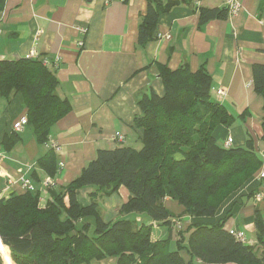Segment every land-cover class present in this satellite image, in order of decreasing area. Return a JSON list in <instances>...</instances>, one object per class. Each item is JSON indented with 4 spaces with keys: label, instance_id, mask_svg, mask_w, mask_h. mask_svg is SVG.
Masks as SVG:
<instances>
[{
    "label": "crops",
    "instance_id": "obj_1",
    "mask_svg": "<svg viewBox=\"0 0 264 264\" xmlns=\"http://www.w3.org/2000/svg\"><path fill=\"white\" fill-rule=\"evenodd\" d=\"M177 1L180 5L159 17L158 38L142 47L137 44V33L147 11L146 0H0V61L43 57L54 69L57 95L71 106L52 127L48 143H38L32 129L24 125L17 132L16 144L6 150L1 141L15 132L12 126L26 116V110L20 93L9 101L0 96V199L23 194L21 180L28 179L33 191H39V204L44 207L50 199L47 182L51 181L56 190L72 182L97 150L124 146L139 149L141 134L133 126L134 117L140 114L136 95L152 91L162 96L160 68L173 71L187 64L191 72L203 69L211 78L212 98L234 119L230 126L214 129L216 143L224 147L229 139L227 148H238L251 138L261 160L259 169L222 202L217 212L218 219H225V230L242 232L246 244H256L257 214L264 223V177L258 176L264 171L260 156L264 150L260 140L264 102L254 92L252 65L264 64V0H241L236 15L202 25L200 10L227 9L225 0ZM53 145L60 165L54 179L41 175L35 165ZM34 170L42 182L33 180ZM91 191L90 187L79 191L83 204H88ZM128 198V191L121 187L100 199L104 221L125 218L152 224L151 240L169 239L170 250L176 248L177 231L192 222H214L183 215L171 218L169 227L145 214L120 215L119 207ZM172 202L166 199V208ZM181 211L178 205L172 210L174 215ZM188 235L184 234V245ZM180 255L185 264H208L194 262L185 248ZM92 264L118 263L106 257Z\"/></svg>",
    "mask_w": 264,
    "mask_h": 264
},
{
    "label": "trees",
    "instance_id": "obj_2",
    "mask_svg": "<svg viewBox=\"0 0 264 264\" xmlns=\"http://www.w3.org/2000/svg\"><path fill=\"white\" fill-rule=\"evenodd\" d=\"M146 2L137 33L142 47L158 38L159 17L180 5L177 0ZM199 15L200 25L228 16L227 9L218 8H203ZM45 62L43 57L0 61V96L7 101L16 93L23 96L25 125L40 144L48 143L52 127L71 109L69 101L57 95L58 80ZM159 74L162 96L152 91L136 95L140 114L133 126L141 134L139 149L97 150L72 182L59 190L47 185L50 199L44 207L39 204V191L0 199V264H92L106 257L118 264H185L183 248L194 262L264 264V223L258 214L254 245L237 239L224 229L225 219L217 218L222 202L261 166L252 139L238 148L216 143L214 129L228 127L234 119L212 98V80L203 69L191 72L183 64L172 71L162 66ZM252 76L254 92L264 102V64H253ZM262 111L264 142V103ZM18 139L12 132L1 144L10 150ZM56 148L50 147L35 163L44 177L54 179L59 173ZM36 170L31 175L40 183L43 178ZM88 187L92 191L88 204H83L79 191ZM121 187L129 198L120 205V215L145 214L169 227L171 218L183 215L214 222H192L177 231L176 248L170 250L169 239L151 240L152 224L125 218L104 221L99 201ZM166 199L182 208L179 215L166 208ZM185 233L189 235L184 245Z\"/></svg>",
    "mask_w": 264,
    "mask_h": 264
},
{
    "label": "built area",
    "instance_id": "obj_3",
    "mask_svg": "<svg viewBox=\"0 0 264 264\" xmlns=\"http://www.w3.org/2000/svg\"><path fill=\"white\" fill-rule=\"evenodd\" d=\"M225 4H226V8H227V13L230 16L236 15L241 9V0H225ZM220 93H221V91H219V92L217 91V94H220ZM26 122H27V120H26V117L24 116V117L20 118L19 121H17L16 123L13 124L12 129L15 132H18L19 130L22 129V127L26 124ZM117 139L120 140V137H117ZM229 144H230V140L227 139L223 146L225 148H227L229 146ZM260 156H261L262 160L264 161V150L260 153ZM258 176L260 178H263L264 177V171H261ZM47 185H51V181H48ZM21 186L25 192L26 191H33V186L31 184L30 180H28V179H22L21 180ZM175 223H176V225H179L178 221H175ZM231 233L234 234L235 237L237 239H239L240 241L245 242V238H244L242 232H238L236 234L233 232H231Z\"/></svg>",
    "mask_w": 264,
    "mask_h": 264
},
{
    "label": "rangeland",
    "instance_id": "obj_4",
    "mask_svg": "<svg viewBox=\"0 0 264 264\" xmlns=\"http://www.w3.org/2000/svg\"><path fill=\"white\" fill-rule=\"evenodd\" d=\"M141 146V145H140ZM173 201V200H172ZM175 205L177 206L178 204L175 202V201H173L172 202V204L171 205H169V209L172 211L173 210V212H174V207H175ZM179 206V205H178ZM180 207V206H179ZM131 214V213H130ZM126 215H128V214H126ZM92 229H93V224H92ZM10 256V255H9ZM11 259V258H10ZM14 263V262H13Z\"/></svg>",
    "mask_w": 264,
    "mask_h": 264
},
{
    "label": "bare ground",
    "instance_id": "obj_5",
    "mask_svg": "<svg viewBox=\"0 0 264 264\" xmlns=\"http://www.w3.org/2000/svg\"><path fill=\"white\" fill-rule=\"evenodd\" d=\"M0 243H1V241H0ZM2 244V243H1Z\"/></svg>",
    "mask_w": 264,
    "mask_h": 264
}]
</instances>
